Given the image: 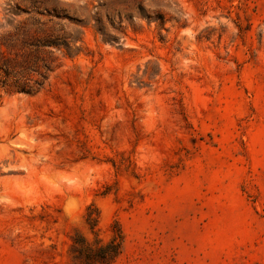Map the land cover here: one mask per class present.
Instances as JSON below:
<instances>
[{
    "label": "rangeland",
    "instance_id": "obj_1",
    "mask_svg": "<svg viewBox=\"0 0 264 264\" xmlns=\"http://www.w3.org/2000/svg\"><path fill=\"white\" fill-rule=\"evenodd\" d=\"M20 24L76 55L0 86V264H103L78 237L117 238L111 264H264V0H0Z\"/></svg>",
    "mask_w": 264,
    "mask_h": 264
},
{
    "label": "trees",
    "instance_id": "obj_2",
    "mask_svg": "<svg viewBox=\"0 0 264 264\" xmlns=\"http://www.w3.org/2000/svg\"><path fill=\"white\" fill-rule=\"evenodd\" d=\"M72 43L65 35L46 30L41 37L39 30L22 24L0 33V86L11 94L40 93L57 68L59 54L70 58L76 55ZM72 251L77 261L111 264L121 255L122 244L115 238L107 245L94 247L78 237Z\"/></svg>",
    "mask_w": 264,
    "mask_h": 264
}]
</instances>
